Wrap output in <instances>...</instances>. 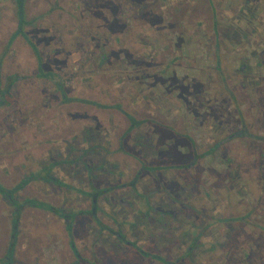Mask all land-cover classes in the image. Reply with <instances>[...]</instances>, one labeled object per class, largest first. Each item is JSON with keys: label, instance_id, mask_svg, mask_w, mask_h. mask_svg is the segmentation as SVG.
<instances>
[{"label": "rangeland", "instance_id": "374dc122", "mask_svg": "<svg viewBox=\"0 0 264 264\" xmlns=\"http://www.w3.org/2000/svg\"><path fill=\"white\" fill-rule=\"evenodd\" d=\"M19 3L0 0V264H264V0ZM147 191L175 218L115 213L74 250L30 219L11 236L52 218L35 200Z\"/></svg>", "mask_w": 264, "mask_h": 264}, {"label": "crops", "instance_id": "0c3cea01", "mask_svg": "<svg viewBox=\"0 0 264 264\" xmlns=\"http://www.w3.org/2000/svg\"><path fill=\"white\" fill-rule=\"evenodd\" d=\"M129 175L133 177L134 175H137V173L135 172V170H133V171L130 172ZM99 176L102 177V180L99 179ZM96 181L100 182L101 186H104L105 188H107V187H109L111 185V183L113 182V179H111L110 177L107 176V172L102 171V173H99V175L95 179V182ZM125 181H127V180H125ZM83 182H84V184H89V183H91V180H88L87 178H85V180H83ZM134 182H138V184L141 183L139 181V175L134 179ZM141 184H144V182H142ZM70 185H67V186H69V188L63 186V190L64 189L65 190L73 189L76 186V185L73 186V184H70ZM98 185H99V183H98ZM128 189H129L130 192L132 191V193H133V191L136 190L135 186L132 189L131 188H128ZM144 195H145V193L142 194V195H140V194L131 195L129 197L131 199L130 202H132L131 204H129L127 201H121V200H119V198H116V196L113 195V201H111V202H107L106 203L104 200H101V201L98 200L95 203V205H94V207H95L94 210H93V207L91 206L92 202L90 200V197L86 196V195H82L84 198H89V200L84 202V203H80V206L79 205L77 206L76 204H74V205L77 206V210L80 209L82 211V213H83V215L81 214L82 218H74V215H73L74 212H75V208H73L74 205L70 206L69 199L66 196H64V195H63L64 201H62V204H60V205H54V204H51V203L45 202V201L44 202H42V201H37L36 202V200H35L33 202V204H35L38 208L44 210V212L48 213L49 216H51L52 218H14L16 220H14V224L11 227L12 228L11 229L12 230L11 236L14 237V238L17 237L16 234H17L18 230L15 228L16 227L15 223L17 222L18 219H20V221H22L21 219H24V221H26L27 219H30L31 223L34 222V225H33L34 228L39 227V226H36L37 223L38 224L42 223L43 225H45V227H40V228H42V231H40L38 234L41 236V238H42L43 235H46L43 238L46 239V240H50V243L52 242V240H54L55 242H58L59 241V237L58 236H61L63 238L68 237L67 233L69 231H70V234H72L71 233L72 231L74 232V234L77 233V235L75 234L77 238H73V240L69 239V240L73 241V245H71L72 244L71 241L69 242V244L72 246V249H73L74 248V244L78 240H80L81 238H83L85 240L86 236L91 231V228L94 229L96 235L97 234H99V235L101 234V232L103 231L102 227H101V225H102L101 218H104V213H105V210H106L105 209L106 206H107V209H110V207H112L110 209L112 212L115 211V210H118L119 207L120 208L123 207V209L119 208V210H121V211L124 210V211H127V212L131 211V210H140V211L143 210V211H145V209L146 210L148 209V206H146ZM136 202L138 203V204H136V206L137 205L141 206L140 208L139 207L135 208L134 206H132V208L128 207L129 210L126 209L127 206L135 204ZM139 202H143L145 204L146 208H144L145 206H143ZM150 203H152V199L150 200ZM65 204H68V207ZM153 205L154 206L152 207V210H151L153 212L152 213L153 217L152 216L151 217H145V215H144L143 217H140V218H155V217L157 218V214H159V213L163 214V212L167 213V211H168L167 203L165 201H162L161 203L155 201ZM113 214H115V212H113ZM94 215L96 216V218L94 217ZM118 215H120V214H118ZM64 216H66V217L64 218ZM120 217H121V215H120ZM120 217H118V218H120ZM136 218H138V217H136ZM168 218H175V217H173V216L170 217L169 216ZM40 219L43 220V222L38 221ZM56 219L57 220L59 219L61 221V223L57 224L56 221H55ZM51 225H52V230H50L48 228V226L50 227ZM31 228H32V226H31ZM4 239H5V237H4ZM50 243H49V247L48 248L49 249L50 248L51 249L55 248L54 246H52V243H51V246H50ZM4 245L5 244H3V246ZM4 248H6V245H5ZM4 248H3V254L4 255L8 254L9 252L12 253V249H10L9 251H6L7 250L6 249L5 252H4ZM13 248H15V245H14ZM73 255H78V256H80V259L85 260L83 258L84 257L83 254L79 253V251L74 252ZM3 258H4V260H3V264H4V262H5L7 257L5 258V256H4ZM57 263L58 264H77L74 261V258H72V257L68 258L67 260H65L64 258L62 259V258L58 257ZM1 264H2V262H1ZM84 264H85V262H84Z\"/></svg>", "mask_w": 264, "mask_h": 264}, {"label": "flooded vegetation", "instance_id": "af4514ba", "mask_svg": "<svg viewBox=\"0 0 264 264\" xmlns=\"http://www.w3.org/2000/svg\"><path fill=\"white\" fill-rule=\"evenodd\" d=\"M74 157V156H73ZM65 158H67V159H71L72 157H70V156H68V157H65ZM98 165V164H97ZM97 165H96V167H97ZM101 165V164H100ZM153 167V166H152ZM151 166L150 167H147V169L148 170H152L153 168H152ZM108 169V168H107ZM102 171H104V170H102ZM147 174V173H146ZM152 192V191H151ZM151 192H145L146 194L144 195V198H145V202H146V204H147V206H148V209L146 210L145 209V211H143V210H141V213H142V215L144 216L145 215V217H151L152 216V207H153V205L150 203V200H151V198H153L152 197V195H151ZM90 197V200H91V202H92V207H93V210H94V205H95V203L98 201V196H93V197H91V196H89ZM162 201H165L166 203H169V202H167V200H162ZM161 203V202H160ZM109 205V204H108ZM97 206V205H96ZM112 207H110V209H111ZM94 212V211H93ZM113 212H115L116 214L117 213H119L120 215H121V218H136V217H132V215H129L130 213H128L127 211H124V210H119V208H118V210H115V211H113ZM113 212L111 211V212H107L106 210H105V213H104V218H110V220L111 221H113L112 219H113V217H112V214H113ZM169 212V213H168ZM96 213V212H95ZM142 216V217H143ZM169 216H171L172 217V214H171V211H167V213L166 212H163V214H161V213H159V214H157V218H168ZM66 216H64V218H65ZM153 217V216H152ZM17 218V217H16ZM156 218V217H155ZM14 220H16V219H14ZM114 222V224L115 225H117L119 222H117V221H113ZM110 230H111V228L112 227H108ZM120 232V231H119ZM15 239V238H14ZM129 242V241H128ZM127 243V242H126ZM10 249H13V247L12 248H10L9 247V249L7 248V250L6 251H9ZM11 253V252H10ZM12 253H13V251H12Z\"/></svg>", "mask_w": 264, "mask_h": 264}, {"label": "trees", "instance_id": "16d2710c", "mask_svg": "<svg viewBox=\"0 0 264 264\" xmlns=\"http://www.w3.org/2000/svg\"><path fill=\"white\" fill-rule=\"evenodd\" d=\"M18 1V4L20 5V1L21 0H17ZM23 15L21 12L19 14L18 17H20V19L17 21V26H18V30L16 33H14L11 37V40H13L16 36H18V34L21 35V37L24 39V41L31 47V49L33 50V52L35 53L36 57H37V60H38V67H41V59H40V56L38 55V52H37V49L36 47L34 46V44L29 40L28 36L26 35V33H24L23 31V26L27 24V21H25V19L23 18ZM43 76H47L46 74H44ZM63 95V93H62ZM64 100L66 101H72V99L70 98H67V97H63ZM14 190V188H11V189H4L2 187H0V194H5L6 197H9V194L12 193ZM8 195V196H7Z\"/></svg>", "mask_w": 264, "mask_h": 264}]
</instances>
